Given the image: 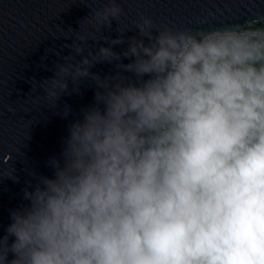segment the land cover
Segmentation results:
<instances>
[{
    "label": "clouds",
    "instance_id": "1",
    "mask_svg": "<svg viewBox=\"0 0 264 264\" xmlns=\"http://www.w3.org/2000/svg\"><path fill=\"white\" fill-rule=\"evenodd\" d=\"M84 4L108 46L85 54L77 35L40 87L55 107L88 79L93 103L52 175L29 173L0 264H264V27L181 29L144 14L121 27L118 0ZM113 21L115 39L103 35ZM98 63L116 71L101 77Z\"/></svg>",
    "mask_w": 264,
    "mask_h": 264
},
{
    "label": "water",
    "instance_id": "2",
    "mask_svg": "<svg viewBox=\"0 0 264 264\" xmlns=\"http://www.w3.org/2000/svg\"><path fill=\"white\" fill-rule=\"evenodd\" d=\"M124 9L121 27L134 28L141 14L155 24L181 29L208 30L225 24L253 27L247 21L264 18V0H118ZM102 7L106 0H0V235L9 224L10 210L23 202V189L29 173L52 175L51 157H59L68 125L79 118L82 107L93 103L95 86L88 79L80 81L79 92L63 94L55 107L40 87L54 75L58 64L72 50L77 35L88 37L89 49L108 46L100 39L91 19V9ZM88 16V17H87ZM87 17V18H85ZM207 17L205 23H201ZM85 18V19H84ZM118 24L103 35L117 38ZM124 33L125 38L136 35ZM68 37V38H65ZM79 43V42H78ZM127 47L115 45L116 51ZM74 55V48H73ZM81 57H77L80 59ZM128 61L125 60L124 63ZM91 71L101 77L116 71L113 64L98 63ZM74 87L69 81V90ZM70 113L64 118L63 112ZM15 167L18 180L2 177Z\"/></svg>",
    "mask_w": 264,
    "mask_h": 264
},
{
    "label": "trees",
    "instance_id": "3",
    "mask_svg": "<svg viewBox=\"0 0 264 264\" xmlns=\"http://www.w3.org/2000/svg\"><path fill=\"white\" fill-rule=\"evenodd\" d=\"M256 27H264V22H262V23L259 24V25L253 26V28H256Z\"/></svg>",
    "mask_w": 264,
    "mask_h": 264
}]
</instances>
